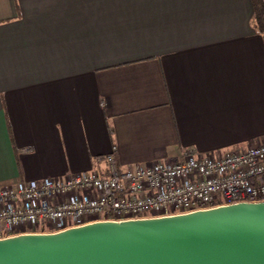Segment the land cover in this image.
Segmentation results:
<instances>
[{"label":"crops","instance_id":"0c3cea01","mask_svg":"<svg viewBox=\"0 0 264 264\" xmlns=\"http://www.w3.org/2000/svg\"><path fill=\"white\" fill-rule=\"evenodd\" d=\"M254 16L252 0H0V186L260 140Z\"/></svg>","mask_w":264,"mask_h":264},{"label":"built area","instance_id":"2783aa9c","mask_svg":"<svg viewBox=\"0 0 264 264\" xmlns=\"http://www.w3.org/2000/svg\"><path fill=\"white\" fill-rule=\"evenodd\" d=\"M97 165L91 172L0 186V241L264 203V137L232 150L187 151L127 169L113 155L98 158Z\"/></svg>","mask_w":264,"mask_h":264},{"label":"water","instance_id":"95a60500","mask_svg":"<svg viewBox=\"0 0 264 264\" xmlns=\"http://www.w3.org/2000/svg\"><path fill=\"white\" fill-rule=\"evenodd\" d=\"M0 264H264V203L0 241Z\"/></svg>","mask_w":264,"mask_h":264},{"label":"trees","instance_id":"16d2710c","mask_svg":"<svg viewBox=\"0 0 264 264\" xmlns=\"http://www.w3.org/2000/svg\"><path fill=\"white\" fill-rule=\"evenodd\" d=\"M255 8L254 21L257 28L264 32V2L263 0H252Z\"/></svg>","mask_w":264,"mask_h":264},{"label":"rangeland","instance_id":"374dc122","mask_svg":"<svg viewBox=\"0 0 264 264\" xmlns=\"http://www.w3.org/2000/svg\"><path fill=\"white\" fill-rule=\"evenodd\" d=\"M27 232H29V230H27ZM31 232L37 233L39 230H32Z\"/></svg>","mask_w":264,"mask_h":264}]
</instances>
